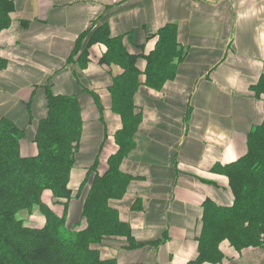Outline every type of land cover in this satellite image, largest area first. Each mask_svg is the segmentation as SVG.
<instances>
[{
    "label": "crops",
    "instance_id": "0c3cea01",
    "mask_svg": "<svg viewBox=\"0 0 264 264\" xmlns=\"http://www.w3.org/2000/svg\"><path fill=\"white\" fill-rule=\"evenodd\" d=\"M14 2L12 25L0 36V59L8 64L0 70V119L8 117L29 129L31 114L37 118L46 111L48 85L56 94L78 96L85 132L71 175L73 190L97 158L99 171H106L117 151L114 135L122 126L120 116L111 110L101 113L87 92L105 90L111 83L108 69L99 65L106 48L92 47L86 68L69 65L76 41L92 24L106 20L114 35H129L148 54L156 44L148 41L149 35L168 23L178 25L189 58L162 92L142 88L137 95L143 120L123 169L140 179L122 200L111 202L143 246L130 250L126 239L110 238L101 252L117 264H187L198 254L204 202L234 201L228 178L215 169L247 153L248 133L264 117L262 103L250 90L264 74V0ZM138 67L144 72L146 61L139 60ZM21 153L33 156L37 147L27 141ZM51 199L45 196V202ZM55 209L62 213L61 206ZM34 223L43 225V218ZM163 237L167 241L159 247L150 244ZM221 251L222 264H264L262 248L238 252L224 241Z\"/></svg>",
    "mask_w": 264,
    "mask_h": 264
},
{
    "label": "trees",
    "instance_id": "16d2710c",
    "mask_svg": "<svg viewBox=\"0 0 264 264\" xmlns=\"http://www.w3.org/2000/svg\"><path fill=\"white\" fill-rule=\"evenodd\" d=\"M15 11L14 0H0V36L10 29ZM147 39L156 40L148 54L142 45H133L129 35H114L110 23L99 20L80 35L67 60L69 65L86 68L92 63V47L106 48L99 65L108 69L111 83L105 90L87 92L101 113L111 110L122 120L114 135L117 151L109 157L106 171H99L97 158L78 190L70 187L85 132L78 96L56 94L48 85L44 87L46 111L37 118L31 114L29 129L8 117L0 119V264H117L102 257L105 240L124 238L130 250L143 246L111 203L122 200L140 179L123 169L143 120L136 97L142 88L162 92L190 55L176 24L164 25ZM141 59L146 61L144 72L138 67ZM7 65L0 59V70ZM250 90L264 111V74ZM27 141L36 145L37 154L21 153ZM215 172L228 178L234 201L230 205L210 198L204 202L196 237L198 254L187 264H222L224 241L238 252L264 247V117L248 133L247 153ZM47 194L51 203L45 202ZM59 206L61 214L55 209ZM35 214L43 218V225H35ZM166 241L163 237L150 244L157 248Z\"/></svg>",
    "mask_w": 264,
    "mask_h": 264
},
{
    "label": "rangeland",
    "instance_id": "374dc122",
    "mask_svg": "<svg viewBox=\"0 0 264 264\" xmlns=\"http://www.w3.org/2000/svg\"><path fill=\"white\" fill-rule=\"evenodd\" d=\"M106 71H107V70H106ZM70 184H71V183H70ZM34 217H35V218H34V222H37V221H38V218H39V216L35 214V215H34ZM262 249H264V247H262Z\"/></svg>",
    "mask_w": 264,
    "mask_h": 264
}]
</instances>
